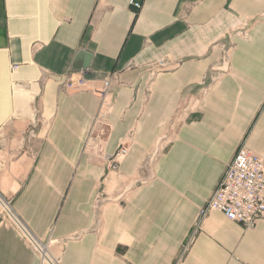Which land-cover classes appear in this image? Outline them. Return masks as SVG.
Returning a JSON list of instances; mask_svg holds the SVG:
<instances>
[{"label": "crops", "instance_id": "obj_1", "mask_svg": "<svg viewBox=\"0 0 264 264\" xmlns=\"http://www.w3.org/2000/svg\"><path fill=\"white\" fill-rule=\"evenodd\" d=\"M81 51L105 100L64 89ZM241 144L264 158V0H0V264H264V222L200 218Z\"/></svg>", "mask_w": 264, "mask_h": 264}, {"label": "built area", "instance_id": "obj_2", "mask_svg": "<svg viewBox=\"0 0 264 264\" xmlns=\"http://www.w3.org/2000/svg\"><path fill=\"white\" fill-rule=\"evenodd\" d=\"M143 5L144 0H129V6L135 11H140ZM17 68L15 66L13 69ZM93 83L81 74L72 73L66 78L64 89L70 93L90 91L105 100L112 80L103 81L101 87H95ZM126 154V150H120L116 160L124 158ZM211 212H219L247 230L264 222V158L251 152L245 145L239 147L208 205L201 211L200 218ZM37 250L43 256V262L46 261L45 250Z\"/></svg>", "mask_w": 264, "mask_h": 264}, {"label": "rangeland", "instance_id": "obj_3", "mask_svg": "<svg viewBox=\"0 0 264 264\" xmlns=\"http://www.w3.org/2000/svg\"><path fill=\"white\" fill-rule=\"evenodd\" d=\"M17 110H23L21 108V106L17 107ZM103 119V118H102ZM175 130V127L172 128L171 132L173 133ZM93 140V139H92ZM91 140V142H92ZM167 141H169V138L167 137V139L161 141L162 143H164V146L162 148H159V149H156L153 151V153L151 154V164H146L147 168L151 169L155 163V161L158 159L159 156H161V154L163 153V151L165 150V147L167 145ZM101 142H104V141H100V140H96V141H93L91 144L100 150V148L102 147V143ZM244 145V144H241V146ZM239 149V148H238ZM237 149V150H238ZM102 150V149H101ZM120 150H126L127 154L126 156L123 158H119L118 161L116 160V156L118 154V152ZM129 145L126 143V144H121V146L118 148V150L116 151V153L109 159H106V163H105V176L102 178V180L100 182H98L97 184V195H96V202L95 204L96 205H101V204H104L106 202H115V203H119L120 199L123 198V196H118L117 197V200H111V198L107 197V195L105 194V188H106V184H107V181H108V177L110 174L112 173H116L119 171V168L121 166V164L123 163V161L125 160V158L127 157V155L129 154ZM7 151H9V147L7 149ZM6 151V147H5V151H4V157L3 159L4 160H12L14 155L12 157L6 155L7 153ZM237 152V151H236ZM236 154V153H235ZM9 155H11V152H9ZM235 156V155H234ZM234 158V157H233ZM233 160V159H232ZM231 160V161H232ZM214 193V192H213ZM124 195V194H122ZM213 195V194H212ZM212 195L209 197V199L206 201L205 205L201 208V211L204 210L206 208V206L208 205ZM212 213V212H211ZM201 214V212H200ZM210 214V213H209ZM202 219V218H201ZM259 224V223H258ZM243 228V227H242ZM256 228V227H254ZM253 228V229H254ZM244 230H247L245 228H243ZM252 230V229H250Z\"/></svg>", "mask_w": 264, "mask_h": 264}, {"label": "water", "instance_id": "obj_4", "mask_svg": "<svg viewBox=\"0 0 264 264\" xmlns=\"http://www.w3.org/2000/svg\"><path fill=\"white\" fill-rule=\"evenodd\" d=\"M92 56L86 52H79L75 58V62L73 64V71L74 72H86L90 67V61Z\"/></svg>", "mask_w": 264, "mask_h": 264}, {"label": "bare ground", "instance_id": "obj_5", "mask_svg": "<svg viewBox=\"0 0 264 264\" xmlns=\"http://www.w3.org/2000/svg\"><path fill=\"white\" fill-rule=\"evenodd\" d=\"M48 264V263H47Z\"/></svg>", "mask_w": 264, "mask_h": 264}]
</instances>
